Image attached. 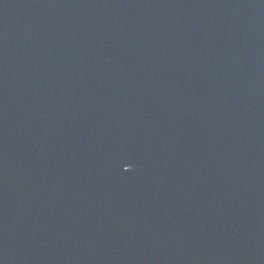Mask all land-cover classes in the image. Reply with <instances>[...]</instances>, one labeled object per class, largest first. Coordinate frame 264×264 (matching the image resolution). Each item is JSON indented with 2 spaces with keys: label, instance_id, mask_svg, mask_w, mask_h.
I'll return each instance as SVG.
<instances>
[{
  "label": "water",
  "instance_id": "1",
  "mask_svg": "<svg viewBox=\"0 0 264 264\" xmlns=\"http://www.w3.org/2000/svg\"><path fill=\"white\" fill-rule=\"evenodd\" d=\"M0 264H264V0H0Z\"/></svg>",
  "mask_w": 264,
  "mask_h": 264
}]
</instances>
